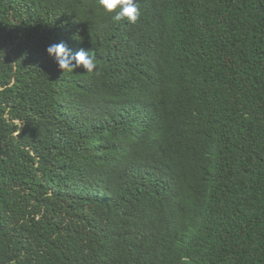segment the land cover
<instances>
[{"label": "trees", "instance_id": "16d2710c", "mask_svg": "<svg viewBox=\"0 0 264 264\" xmlns=\"http://www.w3.org/2000/svg\"><path fill=\"white\" fill-rule=\"evenodd\" d=\"M140 6L0 0V264H264V0Z\"/></svg>", "mask_w": 264, "mask_h": 264}, {"label": "clouds", "instance_id": "9594fccd", "mask_svg": "<svg viewBox=\"0 0 264 264\" xmlns=\"http://www.w3.org/2000/svg\"><path fill=\"white\" fill-rule=\"evenodd\" d=\"M98 6L102 14L110 16L114 22L125 21L129 25H135L141 18L140 0H98ZM46 52L63 75L75 73L76 69L81 67L86 74L95 73L97 76L100 74V65L89 52L81 50L73 54L64 42L49 45ZM17 134L19 133H14ZM181 259L187 264V257Z\"/></svg>", "mask_w": 264, "mask_h": 264}]
</instances>
